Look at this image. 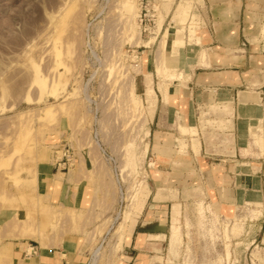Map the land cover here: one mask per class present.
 <instances>
[{
  "label": "rangeland",
  "instance_id": "374dc122",
  "mask_svg": "<svg viewBox=\"0 0 264 264\" xmlns=\"http://www.w3.org/2000/svg\"><path fill=\"white\" fill-rule=\"evenodd\" d=\"M196 3L0 0L1 216L15 212L35 226L45 218L40 171L53 160L62 170L69 155L66 169L88 168L101 207L111 210L101 264L121 261L131 230L155 225L169 232L168 264H264L260 210L217 201L206 183L160 182L152 163L155 84L176 72L168 69L174 58L191 73L201 51ZM255 34L264 48V0ZM256 111L246 155L256 148L264 162V104Z\"/></svg>",
  "mask_w": 264,
  "mask_h": 264
},
{
  "label": "crops",
  "instance_id": "0c3cea01",
  "mask_svg": "<svg viewBox=\"0 0 264 264\" xmlns=\"http://www.w3.org/2000/svg\"><path fill=\"white\" fill-rule=\"evenodd\" d=\"M197 1L192 17L201 25V51L191 73L178 71L174 58L168 69L176 72L165 85L155 84L152 163L160 182L173 177L181 185L206 183L215 200L252 205L262 218L264 162L256 148V155H246L245 140L247 121L264 104V48L255 34L263 0ZM182 128L193 133L182 134ZM58 164L50 161L40 171L38 201L45 218L36 226L15 212L0 213V264H101L111 210L101 207L103 194L89 180L88 168L66 169L64 162L61 170ZM166 233L161 225L138 234L131 230L118 264H168Z\"/></svg>",
  "mask_w": 264,
  "mask_h": 264
},
{
  "label": "built area",
  "instance_id": "2783aa9c",
  "mask_svg": "<svg viewBox=\"0 0 264 264\" xmlns=\"http://www.w3.org/2000/svg\"><path fill=\"white\" fill-rule=\"evenodd\" d=\"M70 160V156L69 155H66V162L68 163Z\"/></svg>",
  "mask_w": 264,
  "mask_h": 264
}]
</instances>
